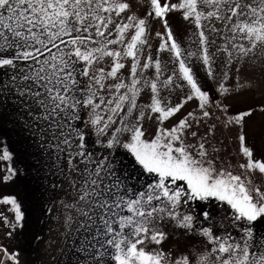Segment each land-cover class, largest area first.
Listing matches in <instances>:
<instances>
[{
  "label": "snow or ice",
  "instance_id": "1",
  "mask_svg": "<svg viewBox=\"0 0 264 264\" xmlns=\"http://www.w3.org/2000/svg\"><path fill=\"white\" fill-rule=\"evenodd\" d=\"M0 120V264H264V0H0Z\"/></svg>",
  "mask_w": 264,
  "mask_h": 264
},
{
  "label": "rangeland",
  "instance_id": "2",
  "mask_svg": "<svg viewBox=\"0 0 264 264\" xmlns=\"http://www.w3.org/2000/svg\"><path fill=\"white\" fill-rule=\"evenodd\" d=\"M256 119H260L259 116ZM0 133H3V136H0V140H3L4 137H7L8 143L10 145V150H14L17 156L15 161L16 165L19 167H24L27 163L30 162L31 157L26 155V145L20 141V137L17 134V129L15 125L8 120H0ZM2 147V145H0ZM28 152L32 151L31 149H27ZM229 151L233 156L232 163H237L236 157V147L234 145H230ZM259 158V157H257ZM243 162V161H240ZM3 166V162H0V167ZM243 173L242 169L238 170ZM245 177L248 176L247 173H243ZM253 186L257 184L264 183V176H261L256 171V174L249 177ZM26 188L23 184H18L10 187H0V198L6 194H14L19 193L21 200H26ZM9 205H4L2 203V199H0V238L3 236L4 225L3 215H8L11 218V213L9 212ZM53 231L51 233L48 232V228H44V242L39 246L33 242L31 244L25 245V251L21 253V262L22 264H56L57 259L66 260L67 256H60V252L63 250V246L68 243L65 241L63 236H58L55 230V225H53ZM59 241L60 247H57V242ZM105 261H107V257H105Z\"/></svg>",
  "mask_w": 264,
  "mask_h": 264
}]
</instances>
